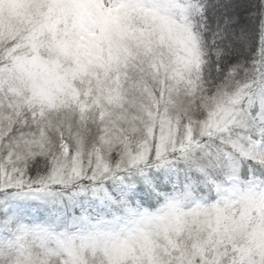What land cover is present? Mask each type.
<instances>
[{
    "label": "snow or ice",
    "instance_id": "1",
    "mask_svg": "<svg viewBox=\"0 0 264 264\" xmlns=\"http://www.w3.org/2000/svg\"><path fill=\"white\" fill-rule=\"evenodd\" d=\"M0 264H264V0H0Z\"/></svg>",
    "mask_w": 264,
    "mask_h": 264
}]
</instances>
